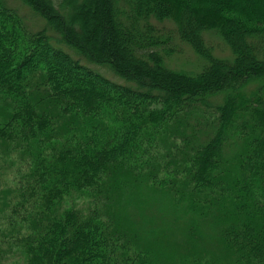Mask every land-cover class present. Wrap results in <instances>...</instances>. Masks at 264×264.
<instances>
[{"label": "trees", "instance_id": "1", "mask_svg": "<svg viewBox=\"0 0 264 264\" xmlns=\"http://www.w3.org/2000/svg\"><path fill=\"white\" fill-rule=\"evenodd\" d=\"M17 1L44 23L0 0V264H264V0Z\"/></svg>", "mask_w": 264, "mask_h": 264}, {"label": "rangeland", "instance_id": "2", "mask_svg": "<svg viewBox=\"0 0 264 264\" xmlns=\"http://www.w3.org/2000/svg\"><path fill=\"white\" fill-rule=\"evenodd\" d=\"M9 4L11 6H13L14 8L18 9L20 14L25 18V20H27L26 22L31 29H37L40 26H42V23H44L43 20L39 16H37L33 12H30L28 10V8L25 7L23 4H21L19 1L9 0ZM209 33L210 32L205 31L203 33V35L207 41H208V39H211V42H213L214 47L216 49L215 50L216 54L218 56H229L230 54H228V53H230V52L225 47V45L216 41L217 39H215V37H210ZM179 47H180V44H179ZM181 47L184 48V50L180 51L181 52L180 56H178V58L175 61L177 63H181V65H184L186 67L193 66V63L196 60L197 56L193 53L192 50L187 48L185 45H181ZM110 77L112 78V76H109V78ZM254 88H255V85L251 84L245 90L247 92H249V91L253 90ZM6 160H9V158L8 159H6V158L1 159V157H0V190L13 186L12 185L13 184V170L9 171V170L5 169L6 162H4V161H6ZM163 215H164V216H162L163 220H161V221L163 224H167L166 219L171 220L172 217L169 216L167 214V212L166 213L164 212ZM174 217H176V216H174ZM5 226H6L5 221L2 220L0 222V229L5 228ZM2 241L3 240H0V242H2ZM2 243H3V245H1V246L2 247L4 246L5 250H7L8 245L5 242H2ZM5 258H6L5 264H24V259H23L22 254L19 251H16V249H12V251L10 253H5Z\"/></svg>", "mask_w": 264, "mask_h": 264}]
</instances>
